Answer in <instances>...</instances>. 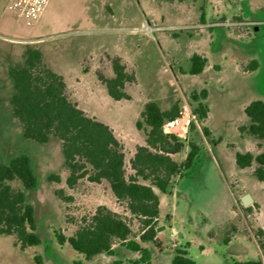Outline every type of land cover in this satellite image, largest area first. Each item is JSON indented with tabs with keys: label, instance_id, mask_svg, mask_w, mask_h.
I'll return each mask as SVG.
<instances>
[{
	"label": "rangeland",
	"instance_id": "obj_1",
	"mask_svg": "<svg viewBox=\"0 0 264 264\" xmlns=\"http://www.w3.org/2000/svg\"><path fill=\"white\" fill-rule=\"evenodd\" d=\"M13 2L0 0V13L7 7L0 18V57L14 47L23 46L25 52L40 50L44 62L64 77L69 99L114 131L124 149L128 176L134 174L131 161L137 148L145 145V132L136 125L145 105L155 102L166 111L180 107L185 97L195 109L198 102L193 94L205 88L209 91V119L206 124L200 120V131L193 128L182 141L184 150L173 156L181 164L191 143L200 148L173 194L164 197L157 222L164 227L157 232L162 248L151 241L142 244L150 250L153 264H171L176 249L187 244L184 242L190 243L189 257L196 264H228L242 256L258 259L255 240L259 243V231L264 233V181L249 169L241 170L236 154L257 152L254 140L247 132L240 135L237 126L249 123L244 112L249 100L264 97V0H50L30 24L17 14ZM201 13H205L204 21ZM241 15L246 21L237 25ZM206 21L212 25H205ZM3 37L25 41L12 43ZM25 52L17 55L16 63L21 66ZM193 54L208 58L209 67L203 74L188 73ZM115 57L135 77L125 87L129 99L120 101L108 95L100 79L114 76L111 59ZM253 59L261 61L262 69L252 81L243 82L237 63ZM5 95H0V162L8 165L23 154L31 160L37 186L27 190L19 181L11 185L22 189L33 206L41 245L21 250L15 245L16 236L0 235V264H35L36 254L43 257L44 264H134L139 253L119 242L114 245V258L105 254L90 260L69 243H58L56 232L74 235L101 205L125 217L136 240L141 226L126 205L118 203L106 180L94 183L84 178L69 188L61 141L52 137L40 144L25 138ZM206 125L211 135L205 133ZM51 175H58L61 181H50ZM57 191L72 200H62ZM246 194L254 201L244 207ZM237 232V241L224 242ZM215 234L210 242L208 237ZM203 244L207 245L205 252Z\"/></svg>",
	"mask_w": 264,
	"mask_h": 264
},
{
	"label": "trees",
	"instance_id": "obj_2",
	"mask_svg": "<svg viewBox=\"0 0 264 264\" xmlns=\"http://www.w3.org/2000/svg\"><path fill=\"white\" fill-rule=\"evenodd\" d=\"M204 20V13H202ZM190 75L201 74L207 58L193 54ZM114 76L101 81L106 86L108 95L115 101L129 99L125 91L126 84L135 80L129 74L119 58H112ZM258 62L253 61L246 70H255ZM15 93L11 98L13 116L23 127V136L40 144H46L51 137L58 138L62 143L64 166L69 170L66 183L74 188L80 180L87 178L90 182L101 183L106 180L118 203H124L130 214L141 226L139 240L126 218L101 205L96 209L91 221L83 225L76 233L66 237L56 232L60 245L70 246L86 260L100 254L114 256V245L119 242L127 250L139 253L134 264H153L151 252L141 242L151 241L162 248L157 236L158 219L160 216V196L156 193H171L176 178H181L189 170L199 154L198 145L191 143L186 159L177 163L172 156L181 153L185 144L178 138L163 133L162 126L168 119L178 114L179 107L163 111L157 103L148 102L141 113L137 128L143 129L146 135L145 145L139 146L131 161L133 175L126 172V156L122 144L114 131L100 120L87 115L67 94V85L62 75L52 70L45 62L40 50L29 49L24 54V64L9 70ZM208 92L203 89L193 94L198 102L195 108L199 119L205 121L209 108L203 102ZM245 114L250 124L240 127L252 137L263 140L262 152L254 157L251 153H237L236 165L241 168L258 164L254 171L255 177L264 181V101L254 100L246 108ZM208 135L207 128L204 129ZM50 181L59 183L58 175H51ZM19 181L22 189H33L37 186V178L29 156L23 154L11 160L8 165L0 162V235L16 236V246L21 250L41 245V238L36 232L35 211L26 201L22 189L14 188L11 183ZM62 200L69 202L71 197L63 191H57ZM260 248L264 250V233L259 231ZM224 241L228 243L229 238ZM188 245L176 249L171 264H196L188 256ZM35 264H44L40 254L34 256ZM75 264H80L75 262ZM121 264V261H114ZM230 264H262V262H234Z\"/></svg>",
	"mask_w": 264,
	"mask_h": 264
},
{
	"label": "crops",
	"instance_id": "obj_3",
	"mask_svg": "<svg viewBox=\"0 0 264 264\" xmlns=\"http://www.w3.org/2000/svg\"><path fill=\"white\" fill-rule=\"evenodd\" d=\"M12 6V5H11ZM6 10H7V7H6V9H4L1 13H0V18L2 19L4 16H5V12H6ZM201 18H202V13H201ZM204 19H205V13H204ZM204 21V20H203ZM245 21H246V19H245V17L243 16V15H241V17H239L238 18V23L240 24V25H243L244 23H245ZM205 25H207V26H209V25H212V24H210L209 22H205ZM3 40H5V41H7V42H12V43H19V44H24L23 43V41H25V40H20V39H13V38H8V37H3ZM15 48V49H14ZM13 48V50H11V52L10 53H6V54H4V55H1V57H0V95H3L5 92H6V95H5V99L7 100H9V102L11 101V98H12V96L14 95V93H15V89H14V86H13V82H12V80H11V78H10V75H9V70L12 68V67H21V65L20 64H18V63H16V60H17V55H21L22 53H24L25 52V48L22 46V47H14ZM205 58H207V57H205ZM207 60H208V58H207ZM253 61H257L258 62V67L255 69V70H246L245 69V67H247V65H249L251 62H253ZM209 65V60H208V62H207V65H206V67H205V69H204V71L201 73V74H203L207 69H208V66ZM237 65H238V74L241 76V80L243 81V82H245V81H252V79L254 78V77H256L258 74H259V72L261 71V69H262V63H261V61L260 60H257V59H253V60H251V61H249V62H247V63H237ZM212 66V65H211ZM215 71V70H214ZM220 71H221V67H220V65H219V70H216V72L217 73H220ZM206 89V88H205ZM207 90V89H206ZM207 92H208V96H207V98L209 97V91L207 90ZM4 99V100H5ZM207 100V99H206ZM206 100H204L203 102L206 104ZM256 100H262V101H264V97H262V98H260V99H256ZM252 101H254V100H249V103L246 105V106H244V112H245V108L252 102ZM207 105V104H206ZM208 106V105H207ZM209 108V107H208ZM209 116H210V110H209V112H208V117H207V119L204 121L205 122V124H206V121L209 119ZM248 118V117H247ZM249 120V119H248ZM250 124V121H249V123L247 122V121H244L243 122V124H240V125H238L237 126V130L240 132V135L241 134H243V132H241L240 131V127H242V126H248ZM206 128L208 129V131H209V134L211 135L212 134V132H211V130H210V128L206 125ZM246 133V132H245ZM247 135H249L248 133H247ZM250 136V138H252V140H254V146L256 145L257 146V152L256 153H254L252 150H246L244 153H247V152H249V153H251L254 157H256L257 155H259L261 152H262V148H261V144L263 143V140H258V139H256V138H254V137H252L251 135H249ZM52 138V137H51ZM51 138H50V140H51ZM241 138H243V137H241ZM49 140V141H50ZM142 146H144V145H142ZM173 157V156H172ZM255 163L256 162H253V164H252V166L251 167H248V168H244V169H241V170H246V169H249L250 171H251V173L254 175V171H255V169L258 167V164L256 163V166H255ZM255 176V175H254ZM178 180H179V178H177V180L175 181V184L173 185V188H172V190H171V193H168V194H164V193H162V197H160V200H161V203H160V216L162 215V205H163V200H164V197H170V195H172L173 194V190H174V188H175V185L177 184V182H178ZM228 186V185H227ZM228 188H229V186H228ZM235 189H236V187H234ZM251 195V194H250ZM252 196V195H251ZM252 198H253V196H252ZM253 201H254V198H253ZM109 209H111L112 211H114V212H118L117 210H115L114 208H109ZM160 216H159V218H160ZM229 221H232V220H229ZM174 233H177L176 231H174ZM157 236H159V235H157ZM240 236V232H237L235 235H233L230 239H229V241H228V245H231V244H233L235 241H237L238 240V237ZM215 237H216V234H215V236L214 237H208V239H209V241L210 242H212L214 239H215ZM159 238V237H158ZM225 242V241H224ZM255 242H256V247H257V249H258V253H259V256H258V259H255V260H247V258H245V256H242L243 258H240L241 260L240 261H235V262H248V261H255V262H262V264H264V261H263V253H262V251H261V248H260V246H259V243L255 240ZM185 243H187V245H188V248H187V251H188V256H189V248H190V243L189 242H184V244ZM141 244H142V242H141ZM204 245V246H203ZM202 246V248H201V250L203 251V252H205L206 250H207V245L206 244H203ZM142 246H143V244H142ZM114 251H115V249H114ZM105 254H100V255H98V257H100V256H104ZM115 255H116V251H115ZM110 257H112V258H114L115 256H110ZM151 257H152V254H151ZM174 257V256H173ZM173 257H172V259H173ZM139 259V258H138ZM137 259V260H138ZM172 259H171V262H172ZM232 263H234V262H232ZM228 264H230V263H228Z\"/></svg>",
	"mask_w": 264,
	"mask_h": 264
},
{
	"label": "built area",
	"instance_id": "obj_4",
	"mask_svg": "<svg viewBox=\"0 0 264 264\" xmlns=\"http://www.w3.org/2000/svg\"><path fill=\"white\" fill-rule=\"evenodd\" d=\"M50 0H14L13 7L17 14L24 18L27 24L32 23L34 17L41 13L49 4ZM240 25V24H237ZM200 131V119L190 101L183 97L178 114L164 122L163 133L174 136L181 141L187 139L192 129Z\"/></svg>",
	"mask_w": 264,
	"mask_h": 264
},
{
	"label": "water",
	"instance_id": "obj_5",
	"mask_svg": "<svg viewBox=\"0 0 264 264\" xmlns=\"http://www.w3.org/2000/svg\"><path fill=\"white\" fill-rule=\"evenodd\" d=\"M253 203V198L250 194H246L245 196L242 197V204L244 207H247L248 205ZM163 226L157 227L156 231L159 232L163 229Z\"/></svg>",
	"mask_w": 264,
	"mask_h": 264
}]
</instances>
